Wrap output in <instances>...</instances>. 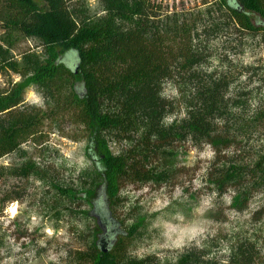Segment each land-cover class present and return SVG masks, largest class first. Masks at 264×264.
I'll use <instances>...</instances> for the list:
<instances>
[{
    "label": "rangeland",
    "instance_id": "374dc122",
    "mask_svg": "<svg viewBox=\"0 0 264 264\" xmlns=\"http://www.w3.org/2000/svg\"><path fill=\"white\" fill-rule=\"evenodd\" d=\"M85 1L90 22L104 15L99 0ZM151 2L160 14L176 12L189 22L206 24L194 40L206 57L205 68L233 77L230 92L242 102L233 112L251 121L256 108L264 106V43L259 35H240L232 27L213 32L204 10L215 8L216 0ZM0 49L5 53L0 61V100L5 104L0 185H6L0 189L17 183L21 190L20 199L0 211V264H91L87 256L74 258L83 236L91 232V245L98 241L101 248L108 240L98 238L103 234L98 224L106 225L103 212L91 215L101 183L86 151V118L73 90L79 79L62 67L52 71L39 41L18 30L0 26ZM43 65L49 76L38 72ZM163 93L175 101V114L181 117L177 85L164 84ZM236 140L225 156L247 170L243 184L251 188L248 201L233 186L219 196L206 182L215 156L210 146L169 151L168 165L145 183H128L120 193L122 203L113 214L127 234L122 240L130 254L166 262L187 246L209 244L217 248L212 252L226 254L234 241L246 237L264 256V121ZM120 146L109 143L113 152ZM244 203L245 210L236 209Z\"/></svg>",
    "mask_w": 264,
    "mask_h": 264
},
{
    "label": "trees",
    "instance_id": "16d2710c",
    "mask_svg": "<svg viewBox=\"0 0 264 264\" xmlns=\"http://www.w3.org/2000/svg\"><path fill=\"white\" fill-rule=\"evenodd\" d=\"M99 3L104 15L90 22L85 0H0L1 28L38 40L52 71L62 67L79 79L73 90L86 118V151L101 183L91 215L103 212L106 225L98 224L103 233L98 238L108 241L104 248L98 241L91 245L90 232L74 258L87 256L91 264H264L260 248L246 237L234 241L226 254L212 252L217 248L210 244L190 245L166 262L154 255L137 258L127 250L122 240L127 234L113 214L122 203L120 193L128 183H145L168 165L169 151L210 146L215 156L206 182L219 196L233 186L248 201L251 188L243 184L247 170L225 153L239 134L264 121V106L256 108L249 122L235 116L233 109L242 103L230 92L235 80L208 71L203 51L195 46L206 24L189 22L176 12L160 14L151 0ZM204 13L213 32L232 27L240 35H259L264 43V0H216L215 8ZM4 54L0 49V61ZM46 65L38 69L43 76L51 74ZM166 83L180 90L181 117L175 114V101L163 93ZM4 106L0 100V115ZM110 142L122 147L113 152ZM11 186L0 189V211L21 197L20 185ZM243 205L236 209L245 210L247 203Z\"/></svg>",
    "mask_w": 264,
    "mask_h": 264
}]
</instances>
